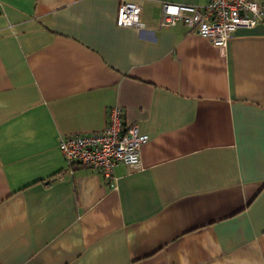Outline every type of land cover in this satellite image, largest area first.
Segmentation results:
<instances>
[{
  "label": "crops",
  "instance_id": "obj_1",
  "mask_svg": "<svg viewBox=\"0 0 264 264\" xmlns=\"http://www.w3.org/2000/svg\"><path fill=\"white\" fill-rule=\"evenodd\" d=\"M220 54L160 5L0 0V264H264V0ZM141 31L117 27L120 3ZM119 106L147 141L111 178L59 139Z\"/></svg>",
  "mask_w": 264,
  "mask_h": 264
},
{
  "label": "built area",
  "instance_id": "obj_2",
  "mask_svg": "<svg viewBox=\"0 0 264 264\" xmlns=\"http://www.w3.org/2000/svg\"><path fill=\"white\" fill-rule=\"evenodd\" d=\"M139 12L140 8L134 3H120L115 25L141 31ZM259 16L251 0H207L200 8L162 3L157 25L159 29H167L180 23L222 54L229 36L238 29L252 28ZM146 141L147 136L138 134L135 125L124 124L121 108L113 106L107 109V123L100 132L62 137L57 148L67 167H86L108 180L116 165L139 167V151Z\"/></svg>",
  "mask_w": 264,
  "mask_h": 264
}]
</instances>
